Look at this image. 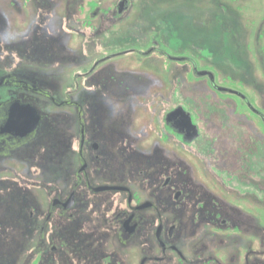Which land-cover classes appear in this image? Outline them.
Masks as SVG:
<instances>
[{
    "label": "flooded vegetation",
    "instance_id": "obj_1",
    "mask_svg": "<svg viewBox=\"0 0 264 264\" xmlns=\"http://www.w3.org/2000/svg\"><path fill=\"white\" fill-rule=\"evenodd\" d=\"M128 4L129 0H118L116 10L109 9L108 15H121ZM93 10L96 12L91 11L89 19L99 14L97 8ZM66 11H72L70 3ZM87 27L94 33L98 30L93 24ZM152 44L138 53L147 59L156 54L171 64V70H177L180 63L181 78L207 76L212 91L234 96L239 104L226 102V108L221 106L224 109L218 110V118L206 115L192 98L195 92L191 83L184 82L177 88L180 74L170 73L165 84L161 73L153 72L151 76L147 72L136 78L134 86L106 90L105 94L123 106L120 116L113 120L103 102L105 94L100 93L103 89L92 83L80 86V78L92 82L94 70L113 56L111 53L82 71L76 78L78 85L63 101L51 98L56 105H66L71 111L53 114L48 122L50 137H46V145L36 146V151L42 152L40 156L34 153L33 146L29 147V141L43 121L34 92H46L21 75L27 74L18 73L16 57L9 55L6 71L0 76V89L7 90L0 95V157L20 150L32 164L36 157L39 165L54 162L57 167L53 169L59 173L57 179L35 180L31 178L32 166L27 173L30 177L25 179L15 166L0 162V172L4 174L0 177V197L6 199L4 209L9 218L15 217L12 202L17 196L11 188L15 184L23 188L26 215L19 218L15 233L26 230L28 254L24 264H264V237L257 246L252 222L258 211L264 214V199H259L257 193L259 190L264 194V186L253 187L249 199L227 181L216 191L213 185L197 180L190 156L184 158L174 150L180 144L192 152V145L208 134L214 139L212 145L222 171L230 167L225 163L228 158L247 166L249 157L253 159V139L264 140L263 111L241 88L215 84V73L200 68L192 57L174 49L164 50L158 41ZM134 51L135 48H128L122 53ZM252 60L256 64L251 77L255 79L254 88L260 90L256 77L264 79L262 66L258 65L264 64V59L257 55ZM15 104L37 108L42 119L36 131L20 136L8 126ZM136 108L148 109L152 123V117L159 119L160 133L152 145L146 146L150 142L146 139L153 124L146 126V122L135 121L132 111ZM71 117L73 128L65 124ZM56 119L62 120V127ZM235 120L244 127L243 136L225 140L233 128L239 129ZM247 125L255 130V137L246 132ZM211 153H215L213 148L196 152L208 174L216 178L209 166L214 158Z\"/></svg>",
    "mask_w": 264,
    "mask_h": 264
},
{
    "label": "rangeland",
    "instance_id": "obj_2",
    "mask_svg": "<svg viewBox=\"0 0 264 264\" xmlns=\"http://www.w3.org/2000/svg\"><path fill=\"white\" fill-rule=\"evenodd\" d=\"M117 1L0 0V76L5 73L9 55H12L17 60L16 71L27 74L28 76L21 75L28 77L46 92H34L35 103L43 116L41 126L29 141V147L33 146L35 149L34 153L42 155L36 148L46 145V137H50L48 122L53 114L71 111L66 105H56L51 98L57 102L63 101L68 92L78 85L76 78H79V74L100 57L111 53L113 56L101 61L94 70L92 82L80 78L81 87L92 83L96 88L103 89L100 93L105 94L108 89L121 90L127 85L134 86L138 82L136 78L143 73L151 72V76L153 72L161 73L166 84L169 74L177 72L180 74L176 82L177 88L184 82L191 83L195 92L192 98L204 114L218 118L221 115L218 110L226 108V102L237 103L234 96L212 91L207 76L190 80L185 76L181 78L183 69L180 68V63L177 70H171V64H167L164 59L160 60L156 54L147 59L138 53L139 50L154 45L152 43L156 41L164 50L174 49L178 54L192 57L200 68L213 71L215 84L226 88H241L264 113V79L256 77V82L261 85L258 90L254 88L255 79L251 77L256 64L253 57L259 55L264 59V0H129L128 7L121 15L109 16V9L116 10ZM69 3L72 6L70 13L66 11ZM95 8L99 10V14L89 19ZM89 24L96 25L97 32L94 33V29L87 27ZM141 40L149 42L143 44L144 41ZM5 45L15 47L7 48ZM128 48H135L136 51L122 53ZM120 52L121 54H117ZM258 65L264 71V64ZM5 93L7 90L1 88L0 95ZM144 109L136 108L132 114H135L134 120L140 124H153L149 127L146 139L150 140L146 144L149 146L160 133V128H157L159 119L152 117V123L150 112ZM73 120L72 117L67 118L65 124L73 128ZM235 121L239 129L233 128L225 136V140L233 141V138L241 139L243 136L244 127H240L238 120ZM56 123L60 125L63 122L56 119ZM245 127L246 132H252V136H256L254 129L248 125ZM204 136L206 137L192 145V152L180 144L174 147L180 156H190L199 182L213 185V189L220 191V184L227 181L226 183L233 184L237 187L235 189L240 190L243 198L247 195V199L253 187L257 189L259 185L264 186V140L256 137L253 139V159H248L252 166H243L228 158L225 163L230 167L224 172L212 145L214 139L208 134ZM206 146L213 148L215 152L211 153L214 158L209 166L214 170L216 178L208 174L203 160L196 154L207 152L209 148H205ZM22 155L19 150L12 156L0 157V162L15 166L25 179L26 176L30 177L27 173L32 170V166L31 178L35 180L59 177L58 171L53 169L57 167L54 162L49 160L48 166L39 165L36 157L32 164ZM232 156L240 160L237 155ZM69 160L74 163L72 157ZM2 176L4 174L0 172V177ZM22 189L18 184L11 188L13 193H17L12 202L15 208L14 218H9L4 209L6 199L0 197V264H24L28 254L26 230L19 228L24 233H15L17 224L20 225L19 218L26 215ZM257 193L259 199H264V194L259 190ZM230 195L233 198V194ZM39 198L42 200L41 196ZM261 216L264 220V214L261 215L258 211L252 220L257 246L264 237Z\"/></svg>",
    "mask_w": 264,
    "mask_h": 264
},
{
    "label": "water",
    "instance_id": "obj_3",
    "mask_svg": "<svg viewBox=\"0 0 264 264\" xmlns=\"http://www.w3.org/2000/svg\"><path fill=\"white\" fill-rule=\"evenodd\" d=\"M120 10L122 11L123 7H120ZM41 119L42 116L35 106L15 104L11 110L8 126L13 128L18 135L25 136L37 130Z\"/></svg>",
    "mask_w": 264,
    "mask_h": 264
},
{
    "label": "clouds",
    "instance_id": "obj_4",
    "mask_svg": "<svg viewBox=\"0 0 264 264\" xmlns=\"http://www.w3.org/2000/svg\"><path fill=\"white\" fill-rule=\"evenodd\" d=\"M103 102L105 107L108 109L110 118L113 120L117 119L122 111V104L107 94H105Z\"/></svg>",
    "mask_w": 264,
    "mask_h": 264
}]
</instances>
